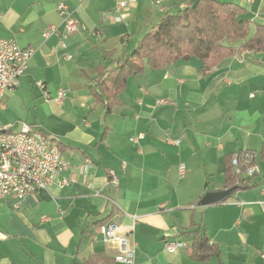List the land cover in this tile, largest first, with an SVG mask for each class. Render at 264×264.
Instances as JSON below:
<instances>
[{
    "label": "crops",
    "instance_id": "0c3cea01",
    "mask_svg": "<svg viewBox=\"0 0 264 264\" xmlns=\"http://www.w3.org/2000/svg\"><path fill=\"white\" fill-rule=\"evenodd\" d=\"M222 1L239 4L251 22L234 54L209 66L198 57L147 65L108 112L92 89L101 67L191 0H137L119 22L117 0H0V39L34 49L3 98L0 124L14 131L26 123L57 142L66 163L59 177L69 179L0 199V264H264V48L245 46L264 26V0ZM60 2L78 22L67 37ZM52 25L58 33L44 37ZM241 151L257 154L260 174L224 200L200 204L228 189L231 156ZM110 221L123 226L120 234L134 227V263L115 259L119 243L101 234L92 241ZM196 228L217 247L206 260L189 254ZM169 240L186 246L169 252Z\"/></svg>",
    "mask_w": 264,
    "mask_h": 264
},
{
    "label": "built area",
    "instance_id": "2783aa9c",
    "mask_svg": "<svg viewBox=\"0 0 264 264\" xmlns=\"http://www.w3.org/2000/svg\"><path fill=\"white\" fill-rule=\"evenodd\" d=\"M137 0H117L113 20L122 21L126 14L124 11ZM58 11L63 17V37L78 29V22L68 10L64 2L58 4ZM58 33L57 26H50L44 33L49 37ZM34 54L32 48H22L15 39H0V109L3 106L5 94L14 90L20 79L28 69L29 61ZM38 86L44 90L45 96L49 92L43 82ZM66 96V90H59V102ZM139 137L133 138L137 140ZM177 144L178 140H171ZM66 163L62 158V151L57 142L52 141L41 130L24 123L19 130H8L0 124V199L15 197L23 198L28 193L38 189H48L54 183L64 187L69 184V179L62 177ZM185 165L180 166L181 173L185 172ZM231 172L236 185L249 186L251 180L260 174L261 168L258 156L254 152H235L231 156ZM110 184L118 186V177L115 172L110 173ZM59 177V178H58ZM58 178V179H57ZM264 208V202H263ZM122 225L117 221H110L98 225L92 232L91 239L95 241L101 234L104 242H117L121 251L115 256L117 261L134 263L136 242L134 240V227H126L123 234L119 233ZM186 246L183 241H167L166 250L175 252L180 247Z\"/></svg>",
    "mask_w": 264,
    "mask_h": 264
},
{
    "label": "trees",
    "instance_id": "16d2710c",
    "mask_svg": "<svg viewBox=\"0 0 264 264\" xmlns=\"http://www.w3.org/2000/svg\"><path fill=\"white\" fill-rule=\"evenodd\" d=\"M244 8L235 2L222 0H191L190 5L166 14L140 39L135 49L118 58L110 67H101L92 87L97 99L106 102L108 112L119 99L129 78L144 71L147 65L162 68L191 57L200 58L205 66L214 64L236 52L233 43L246 38L251 22L241 18ZM251 49L264 48V26L245 44ZM105 98V99H104ZM236 185L231 168L228 189L234 193L247 188ZM189 254L195 260H206L217 252L200 229L192 231Z\"/></svg>",
    "mask_w": 264,
    "mask_h": 264
},
{
    "label": "water",
    "instance_id": "95a60500",
    "mask_svg": "<svg viewBox=\"0 0 264 264\" xmlns=\"http://www.w3.org/2000/svg\"><path fill=\"white\" fill-rule=\"evenodd\" d=\"M232 192H233V189H224V190L208 192L201 199L200 204L207 205V204H212V203L222 201L225 198H227Z\"/></svg>",
    "mask_w": 264,
    "mask_h": 264
}]
</instances>
